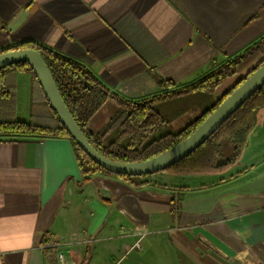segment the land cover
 <instances>
[{"label": "crops", "instance_id": "crops-1", "mask_svg": "<svg viewBox=\"0 0 264 264\" xmlns=\"http://www.w3.org/2000/svg\"><path fill=\"white\" fill-rule=\"evenodd\" d=\"M262 36L264 0H0V51L35 41L131 100L190 85ZM238 80L222 82L214 99ZM18 82L27 118L31 76L21 72ZM208 104L187 93L164 109L179 131ZM117 109L108 99L89 129L100 131ZM147 179L137 188L96 173L81 185L69 138L0 136V264H47L46 233L75 264H264V108L229 172Z\"/></svg>", "mask_w": 264, "mask_h": 264}, {"label": "trees", "instance_id": "trees-1", "mask_svg": "<svg viewBox=\"0 0 264 264\" xmlns=\"http://www.w3.org/2000/svg\"><path fill=\"white\" fill-rule=\"evenodd\" d=\"M10 49H36L43 56L61 95L73 118L91 144L106 157L121 162H138L154 157L189 136L244 80L264 64V36L241 54L227 60L195 82L138 100H131L110 90L85 65L35 41H24ZM4 52V51H0ZM21 72L31 76L32 97L29 117L24 118L18 109V76ZM238 75L239 80L219 99H214L215 89L226 79ZM161 86L174 88L176 84L153 73ZM200 93L209 104L202 114L179 131L172 127L175 116L166 113V101L174 96ZM113 99L118 109L98 132L89 129L95 113L108 100ZM264 108V85L252 94L202 145L195 151L159 171L169 174L217 173L234 166L242 158L249 144V136L258 123V114ZM0 136H65L70 139L83 176L81 185L93 174L101 173L123 179L141 188L150 182L152 174L126 175L108 171L97 164L66 130L58 114L51 107L40 81L27 62L11 64L0 69ZM226 140L232 144V154L222 160ZM182 197L178 199L180 207ZM54 238L46 233L42 246L47 264H57Z\"/></svg>", "mask_w": 264, "mask_h": 264}, {"label": "water", "instance_id": "water-1", "mask_svg": "<svg viewBox=\"0 0 264 264\" xmlns=\"http://www.w3.org/2000/svg\"><path fill=\"white\" fill-rule=\"evenodd\" d=\"M27 62L34 69L51 107L78 145L108 171L126 175L154 174L185 158L202 145L249 97L264 85V64L236 87L222 103L185 139L149 159L121 162L99 152L89 141L68 109L54 77L41 53L36 49H10L0 52V69ZM235 86V85H234Z\"/></svg>", "mask_w": 264, "mask_h": 264}, {"label": "rangeland", "instance_id": "rangeland-1", "mask_svg": "<svg viewBox=\"0 0 264 264\" xmlns=\"http://www.w3.org/2000/svg\"><path fill=\"white\" fill-rule=\"evenodd\" d=\"M106 109L108 110L109 108H106ZM23 113H26V112L24 111ZM245 151H246V149H245ZM245 151H244V153H245ZM244 153H243V155H244ZM231 154H232V144H231V142H230L229 140H226V141L224 142V145H223V155H222V160H225V159L229 158V157L231 156ZM242 157H243V156H242ZM232 167H233V166H232ZM232 167H230V168L224 170L223 172H217V173H197V174H194V175H208V174H215V175H217V176H220V175H222V174H225V173L229 172V171L232 169ZM203 177L207 178L208 176H203Z\"/></svg>", "mask_w": 264, "mask_h": 264}, {"label": "built area", "instance_id": "built-area-1", "mask_svg": "<svg viewBox=\"0 0 264 264\" xmlns=\"http://www.w3.org/2000/svg\"><path fill=\"white\" fill-rule=\"evenodd\" d=\"M55 245H56V247H57V256H58V260H59V262L61 263V264H67L68 262H70V263H73V264H75L74 262H73V259H72V257L67 253V251H69V250H67V249H65V248H61L58 244H56L55 243ZM137 248H139V245H137ZM241 264H244V263H241Z\"/></svg>", "mask_w": 264, "mask_h": 264}]
</instances>
